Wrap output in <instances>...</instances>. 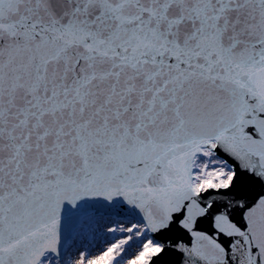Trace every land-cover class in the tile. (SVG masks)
I'll return each instance as SVG.
<instances>
[{"label": "snow or ice", "instance_id": "snow-or-ice-1", "mask_svg": "<svg viewBox=\"0 0 264 264\" xmlns=\"http://www.w3.org/2000/svg\"><path fill=\"white\" fill-rule=\"evenodd\" d=\"M0 264H264V0H0Z\"/></svg>", "mask_w": 264, "mask_h": 264}]
</instances>
